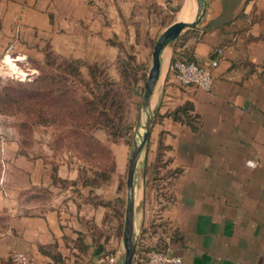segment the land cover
<instances>
[{"label": "crops", "instance_id": "obj_1", "mask_svg": "<svg viewBox=\"0 0 264 264\" xmlns=\"http://www.w3.org/2000/svg\"><path fill=\"white\" fill-rule=\"evenodd\" d=\"M179 1L0 0V54L8 44L29 53L45 42L74 58L120 51L160 13L174 11L177 20L181 7L186 16L191 0ZM203 5L197 24L167 44L147 139L171 185L165 249L180 261L166 264H264V0ZM174 57L209 66V90L179 83L169 67ZM61 177L72 181L74 172ZM65 202L14 217L0 234V264H14L5 261L13 250L29 252L27 264H106L95 256L103 239L72 198Z\"/></svg>", "mask_w": 264, "mask_h": 264}, {"label": "rangeland", "instance_id": "obj_2", "mask_svg": "<svg viewBox=\"0 0 264 264\" xmlns=\"http://www.w3.org/2000/svg\"><path fill=\"white\" fill-rule=\"evenodd\" d=\"M180 9L177 18L184 13ZM158 18L152 29L143 31L142 38L137 36L120 51L76 60L74 52H57L45 42L29 53H16L11 48L0 54V89L6 88L11 95L22 93L19 82L38 74V66L61 65L63 59H74V65H82V72L86 70L84 65H95L98 76L104 75L114 81V86L119 89L117 99L120 102L115 133L104 127L78 129L74 125V136H68L65 132L69 127L31 123L25 113L18 110L16 103H9L0 111V234L8 229L14 217L35 215L45 208H63L69 197L74 200L79 216L89 221L107 249H118L129 144L140 112L139 101L150 66L151 50L159 32L176 20V13H160ZM46 52L50 55L48 63H44ZM166 69L167 63L156 90ZM154 104L155 100L152 107ZM76 130L91 134L104 148L93 155L85 154L92 143L85 139V135L78 137ZM152 139L147 141V154L144 151V164L141 166L140 220L131 264H144L145 252L151 248L165 249V236L171 230L163 214L170 202L171 185L166 167L160 164V160H151ZM70 171L74 172V180L61 177ZM26 254L30 261L31 254ZM5 261L13 262L9 253Z\"/></svg>", "mask_w": 264, "mask_h": 264}, {"label": "trees", "instance_id": "obj_3", "mask_svg": "<svg viewBox=\"0 0 264 264\" xmlns=\"http://www.w3.org/2000/svg\"><path fill=\"white\" fill-rule=\"evenodd\" d=\"M49 58L50 55L46 52L44 63H48ZM174 58L170 59V63ZM74 59H63L61 65L38 66V74L30 80L19 82L22 93L17 95H11L6 88H1L0 111L7 104L16 103L18 110L23 111L31 123L57 128L69 127L65 132L68 136H74V125L78 129L104 127L110 133H115L120 103L117 99L118 87L104 75L98 76L95 65H84L86 70L82 72V65H74ZM81 86L83 89H80ZM77 130L78 137H84L85 133ZM85 139L92 143L84 152L87 155L104 148L91 134L85 135ZM70 146H74V137L73 145L71 143ZM154 159H161L159 151ZM38 250L54 260L58 258L50 245H38ZM100 250L95 256L102 257L106 264H113L115 249L111 247L108 250L106 243H101Z\"/></svg>", "mask_w": 264, "mask_h": 264}, {"label": "water", "instance_id": "obj_4", "mask_svg": "<svg viewBox=\"0 0 264 264\" xmlns=\"http://www.w3.org/2000/svg\"><path fill=\"white\" fill-rule=\"evenodd\" d=\"M204 9L203 0H195V12L189 20L177 19L164 27L157 35L150 55V66L143 84V90L139 101V108H147L145 118L139 121L140 112L134 125V131L129 144L126 176H125V204L118 247L113 264H131L135 252L138 234V225L134 211V189L136 162L141 156V166L144 164V151L148 139L149 128L154 116V108L150 106V97L154 90L160 70L161 53L164 47L179 33L188 27H193L199 21ZM138 125L140 126L137 129Z\"/></svg>", "mask_w": 264, "mask_h": 264}, {"label": "built area", "instance_id": "obj_5", "mask_svg": "<svg viewBox=\"0 0 264 264\" xmlns=\"http://www.w3.org/2000/svg\"><path fill=\"white\" fill-rule=\"evenodd\" d=\"M12 45L6 46V51L11 50ZM215 63L211 61V65ZM175 79L181 84H192L203 90H209L212 82V74L209 66L200 65L193 60L176 57L169 65ZM11 261L19 264L29 263L28 256L24 251L13 250L9 253ZM114 261V260H113ZM180 257L168 249H149L145 252L144 264L178 263Z\"/></svg>", "mask_w": 264, "mask_h": 264}, {"label": "bare ground", "instance_id": "obj_6", "mask_svg": "<svg viewBox=\"0 0 264 264\" xmlns=\"http://www.w3.org/2000/svg\"><path fill=\"white\" fill-rule=\"evenodd\" d=\"M195 10V2L194 0H191V8L188 14L182 18H179L181 20H189ZM169 52V46L166 45L164 49L162 50L161 53V59H160V70L158 74V79L157 82L161 79L162 75V64L163 61L166 63L167 58H168V53ZM165 65V64H164ZM158 84V83H157ZM157 88V85H156ZM156 88L152 92L151 98H150V106H152L155 94H156ZM147 108H140V116H139V121L142 122L145 118ZM140 126L138 125L137 129H139ZM141 192H142V184H141V156L138 157V160L136 162V175H135V189H134V211H135V216H136V222L137 225L139 224L140 220V203H141Z\"/></svg>", "mask_w": 264, "mask_h": 264}]
</instances>
